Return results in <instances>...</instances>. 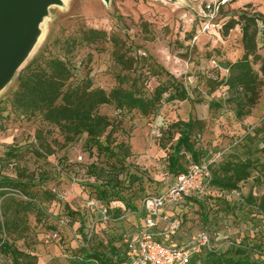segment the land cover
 Masks as SVG:
<instances>
[{"label": "rangeland", "instance_id": "rangeland-1", "mask_svg": "<svg viewBox=\"0 0 264 264\" xmlns=\"http://www.w3.org/2000/svg\"><path fill=\"white\" fill-rule=\"evenodd\" d=\"M241 10L264 14V0H64V4L46 5L39 42L0 86V156L9 147L23 154L17 166L11 159L1 173L14 176L17 167L32 177L30 187L42 196L40 220L34 211L20 213L23 227L12 232L16 246L36 256L35 264H67L68 256L84 243L83 234L104 243L111 240L124 248V234L134 233L143 218L142 198L166 189L171 175L167 154L177 136L176 129L169 127L172 122L188 118L200 121V128L194 132L198 138L195 146L206 150L211 163L241 152L247 136L264 120V85L250 113L240 119L234 117L231 104L223 102L229 96L227 87H211L212 82L228 75L226 62L242 53L239 25L226 32L224 27L230 19L236 20ZM89 28L103 31L104 37L87 42L83 31ZM64 42H69L70 49ZM65 52L77 78L88 74L95 85L105 89L117 84L115 75L119 74L149 93L158 82L173 75L188 92L189 99L182 101H166L168 94L164 93L160 106L146 116L108 105L99 109L117 121L119 128L112 135L115 142L130 145L127 170L139 175L140 180L131 183L124 174L119 178L133 209L118 200L101 203L95 195L89 185L94 180L84 168L91 161L105 165V158L96 153L88 157L82 146L84 136L62 149L51 141L54 152L50 155L38 157L30 151L40 124L38 118H22L12 107L16 77L36 55L64 58ZM212 100L222 105L211 108ZM51 137L60 138L56 128ZM261 156L264 158V153ZM180 160L185 166L192 158L185 153ZM44 190L54 196L43 194ZM248 193L251 203L245 200ZM263 194L264 182L259 184L251 176L240 182L237 190L211 187L208 195L167 205L164 212L179 225L162 239L175 243L206 231L222 240L224 247L240 242L264 257V207H259ZM9 216L13 217L12 213ZM0 264H5L1 252Z\"/></svg>", "mask_w": 264, "mask_h": 264}, {"label": "trees", "instance_id": "trees-1", "mask_svg": "<svg viewBox=\"0 0 264 264\" xmlns=\"http://www.w3.org/2000/svg\"><path fill=\"white\" fill-rule=\"evenodd\" d=\"M235 24L240 28L242 53L234 61L226 62L228 75L212 82L211 87L221 84L227 87L229 96L223 102L231 104L234 117L240 119L250 113L259 98L260 87L264 85V14L241 10L236 20L232 18L224 24L225 32ZM83 35L87 42L94 43L104 37V32L89 28L83 31ZM64 46L70 49L69 42H64ZM117 61L123 64L121 59ZM115 76L117 84L105 89L95 85L88 74L77 78L66 52L64 58L40 53L18 72L16 87L11 94V105L24 119L38 118L40 125L34 132L35 144L30 148L35 156L52 154L54 148L51 141L62 149L84 136L82 146L88 157L96 153V156L105 158V165L91 161L84 168L85 174L94 180L89 185L93 187L95 195L101 203L118 200L133 209V202L123 195L122 180L119 178L124 174L126 178H130L131 183L140 180L139 175L131 174L127 170L126 159L131 154L130 145L124 141L115 142L112 135L119 128L117 121L101 113L99 109L108 105L114 110L135 111L146 116L160 106L164 93L168 94L166 101L187 100L189 95L173 75H168L166 80L158 82L149 93L143 92L128 76ZM147 80L146 77L144 84ZM128 81H132L130 85H122ZM221 105L222 102L215 100L209 103L211 108ZM198 125L200 121L193 118L176 120L170 124V128L176 129L177 136L167 154V165L171 172L169 180L184 170L186 165L183 166L180 159L185 153L190 154L191 161L205 160L209 156L206 150L195 146L198 138L194 132L200 128ZM55 128L59 139L51 137ZM246 139L241 152L232 153L218 162L210 163L211 175L204 194L188 196L185 199L208 195L211 187L227 192L237 190L239 183L251 176L259 184L264 182V158L261 156L264 153V120ZM258 143H261V146H258ZM11 159L17 166L23 159L22 152L15 147H9L3 156H0V208L3 216L0 220V252L5 257V264H35L36 256L19 249L12 232L23 227L20 213L24 215L28 211H34L36 218L40 220L44 212L41 206L42 196L30 187L29 181L32 177L25 176L17 167L14 176L1 173V169L5 164H9ZM42 193L54 196L50 191L44 190ZM245 200L252 202L250 193L246 195ZM259 207H264V194ZM10 213L13 217L9 216ZM142 221L143 218L137 224L136 230ZM131 234H124L123 249L115 246L111 240L104 243L101 240L95 241V236L87 237L83 234L84 243L68 256L67 264H127L133 256V250L128 247L125 239ZM210 237L216 248L192 256L186 264H264V257L255 254L251 247L240 242H231L224 247L222 240L212 235ZM165 242L177 243L167 239Z\"/></svg>", "mask_w": 264, "mask_h": 264}, {"label": "built area", "instance_id": "built-area-1", "mask_svg": "<svg viewBox=\"0 0 264 264\" xmlns=\"http://www.w3.org/2000/svg\"><path fill=\"white\" fill-rule=\"evenodd\" d=\"M210 163L209 159L189 161L183 171L167 182L163 192L142 198V224L125 239L133 250V256L127 264H186L192 256L216 248L206 231H200L193 238L175 244H167L162 239V236L173 233L179 225V221L166 214L164 208L188 196L204 194L211 175ZM102 211L107 212L105 207Z\"/></svg>", "mask_w": 264, "mask_h": 264}, {"label": "water", "instance_id": "water-1", "mask_svg": "<svg viewBox=\"0 0 264 264\" xmlns=\"http://www.w3.org/2000/svg\"><path fill=\"white\" fill-rule=\"evenodd\" d=\"M50 2L58 0H0V86L17 70L9 68L16 41L28 34Z\"/></svg>", "mask_w": 264, "mask_h": 264}, {"label": "bare ground", "instance_id": "bare-ground-1", "mask_svg": "<svg viewBox=\"0 0 264 264\" xmlns=\"http://www.w3.org/2000/svg\"><path fill=\"white\" fill-rule=\"evenodd\" d=\"M58 4H64V0H58ZM41 19L42 17L37 18L28 34L16 41L15 49L9 60V68L18 69L39 42L42 34L40 29Z\"/></svg>", "mask_w": 264, "mask_h": 264}]
</instances>
